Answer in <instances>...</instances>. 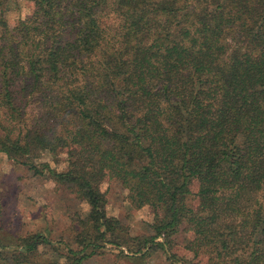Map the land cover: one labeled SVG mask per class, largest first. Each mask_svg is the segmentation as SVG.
I'll return each mask as SVG.
<instances>
[{
  "label": "trees",
  "instance_id": "16d2710c",
  "mask_svg": "<svg viewBox=\"0 0 264 264\" xmlns=\"http://www.w3.org/2000/svg\"><path fill=\"white\" fill-rule=\"evenodd\" d=\"M15 1L0 154L88 212L55 238L0 222V264H264V0H22L10 21ZM108 182L151 210L147 234L108 216Z\"/></svg>",
  "mask_w": 264,
  "mask_h": 264
},
{
  "label": "rangeland",
  "instance_id": "374dc122",
  "mask_svg": "<svg viewBox=\"0 0 264 264\" xmlns=\"http://www.w3.org/2000/svg\"><path fill=\"white\" fill-rule=\"evenodd\" d=\"M30 10L22 0H16L8 12L10 21L25 19ZM45 162L57 170L66 168V156L55 160L46 155ZM57 161V162H56ZM106 195V211L109 217L119 219L135 236L148 233L147 226L153 221L148 207L137 209L128 199V192L117 182L102 185ZM81 212L86 216L88 207L81 205L74 196L61 191L51 181L35 176L26 168L14 164L0 154V222L8 226L14 235L43 232L48 236H71L72 218ZM184 236L176 239L183 241ZM92 264H132L120 260L114 252L95 259ZM147 264H168L163 254H156Z\"/></svg>",
  "mask_w": 264,
  "mask_h": 264
}]
</instances>
